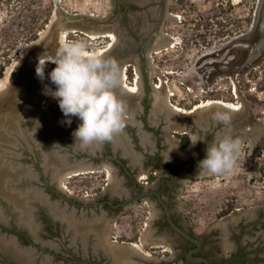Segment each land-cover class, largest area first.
<instances>
[{"label": "flooded vegetation", "instance_id": "obj_1", "mask_svg": "<svg viewBox=\"0 0 264 264\" xmlns=\"http://www.w3.org/2000/svg\"><path fill=\"white\" fill-rule=\"evenodd\" d=\"M254 2L258 15L255 14L251 27L258 32L260 28L264 29V0ZM184 3V0H110V16L114 17L116 29L114 34H118L120 43L129 44V49L134 48L129 65L138 76L139 99L131 102L117 95L128 106L126 124L111 141L99 142V150L89 158L100 165L99 169L87 168L83 173L65 174L63 187L60 181L46 185L49 199L52 200L51 195L60 199L54 212L49 211L48 214L37 209L36 219L40 221L34 231L9 223L8 228L16 236L20 255L16 256V261L3 255L0 264H203L188 258V252L196 245L170 227L166 210L179 228L201 241L200 249L192 253L193 257H205L209 264H264L263 206H260L261 211L258 206L249 208L252 214L246 213L250 215H247L249 220L246 222L239 219L229 222L226 219L217 226H211L212 232L218 236L212 239V248L206 247L205 235H198L188 222L181 198L187 190V182L200 173L205 176L198 165L205 158L207 145L215 140L216 130L194 127L197 129L194 136L203 141L193 145L190 133L173 130L169 126L164 116L165 109L151 112V99L155 98L149 81L153 60L150 54L155 53L152 46L156 40L166 43L173 37L178 38L176 44L186 52L189 45H195L191 36H187L193 23L188 11L182 7ZM173 5L176 14L169 12ZM175 15L179 17L178 32L181 35L170 34L167 30L166 21L170 23L168 18ZM160 34L165 36L162 40ZM262 36V40L257 41V35L254 39L264 50V31ZM244 107L236 111L233 120L249 132L245 138L237 136L241 141H249L248 144L242 142L239 164H244L246 155L250 156L256 176L251 174L249 180L264 179V148L255 153L261 135L259 131L264 128L256 122L250 128L245 126L251 117H247ZM243 146H248L249 151L246 152L247 148ZM23 152L30 155L31 164H35L36 161L32 163L31 159L33 154L26 150ZM258 160H261L259 166ZM105 170L104 184L87 186L82 178L77 180L80 186L76 187L75 180L71 179L87 172ZM95 176L97 180L100 174ZM44 179L48 180L47 177ZM250 233L258 236L253 239L254 247L248 236ZM220 240L223 244L219 248ZM131 243L138 248L130 247ZM119 248H127L131 253L121 254Z\"/></svg>", "mask_w": 264, "mask_h": 264}, {"label": "rangeland", "instance_id": "obj_2", "mask_svg": "<svg viewBox=\"0 0 264 264\" xmlns=\"http://www.w3.org/2000/svg\"><path fill=\"white\" fill-rule=\"evenodd\" d=\"M184 1L182 7L188 11L190 21L193 23L192 30H186L189 33L187 36L189 35V38L191 36L195 45L192 47L189 45L186 52L176 44L178 38L173 37L172 43L167 41L158 52L150 54L153 59L149 74L153 89L150 91L155 94V98L151 99V109L161 111L160 99H157L161 93H165V90L170 102L184 110L192 109L195 104L205 103L211 99L234 103L241 101L243 107L245 105L247 117H251L245 126L250 128L253 122H256L264 128V62H262L264 50H261L262 46H259L254 39L257 35V41L262 40L264 29L260 28L256 32L251 27L255 14L258 15L255 10V0ZM173 7L175 8L174 5L169 7V12L176 14ZM258 7L259 9L261 7L260 1ZM55 11L65 18L62 19L65 21L64 25H75V28L68 31L63 39L85 41L90 51L107 46L110 38L90 37L80 30L81 28L109 29L116 32L113 26L114 17L110 16V0H0V79H7L6 85L0 89V110L5 107L7 101L13 99H15L13 107L16 112L20 108L32 111L38 105L50 110L49 101H57L38 90L40 85L35 71L34 74L31 70L27 71L19 60V54L23 53L24 47L36 50L41 49L39 44L59 43L56 27L58 17L54 16ZM168 19L170 23L166 21V24L169 33L181 35L178 32L179 17L175 15ZM51 28H54L53 31ZM163 31L166 32L165 29ZM116 36L119 37L118 34ZM15 60L19 61L15 62ZM44 62L46 66L43 81L54 89L55 86L51 85L47 74L55 65L50 61ZM130 62H132L130 59L126 61L128 70L125 69V83L133 86L138 76L133 73ZM15 65L20 66V70H17ZM12 79L15 81L14 84ZM160 80L163 81L165 90L155 88ZM140 89L134 93L120 86L115 92L118 96L121 95V98L123 96L122 99L126 96L125 100L128 101L132 96L138 95ZM259 132L261 135L255 147L256 154L264 148V129ZM242 142L249 143L247 140ZM243 147L247 148L246 152L249 151L248 146ZM21 153V163L31 164L30 155L23 151ZM81 157L82 155H79L77 158ZM239 161L238 158L235 170L230 175L205 174L202 177L203 173H200L185 185L187 190L181 199L188 222L198 235H205L207 248H212L214 243L212 239L218 237L216 232H212L211 226H217L220 222L231 220L233 217H237L238 221L246 222L249 220L246 218L247 215L252 214L249 208L258 206L259 211H261L260 206L264 208V179L249 180L251 174L256 176L254 162L250 156L246 155L244 164H239ZM260 162L261 160H258V166ZM105 173L106 170L87 172L73 176L71 179L75 180L76 187L80 186L77 180L82 178L85 179L84 184L87 183V186L104 184ZM99 174L101 178L97 177L96 180L95 175ZM65 180V178L60 180L61 187L65 185ZM43 188L50 195L47 188L45 186ZM50 197L52 201H60L58 197L52 195ZM9 229L7 226V229L2 230L12 234ZM248 236L254 247L253 239L258 236L253 233ZM218 244L217 247L220 248L223 244L222 240Z\"/></svg>", "mask_w": 264, "mask_h": 264}, {"label": "water", "instance_id": "obj_3", "mask_svg": "<svg viewBox=\"0 0 264 264\" xmlns=\"http://www.w3.org/2000/svg\"><path fill=\"white\" fill-rule=\"evenodd\" d=\"M51 29L53 31L54 28ZM45 40L47 41L48 38ZM148 44L150 45V43ZM39 46L44 50L24 47L22 49L23 53L19 54L21 65L27 68V71L31 70L33 74L35 60L41 58L43 61H47L43 59L46 55H56L59 43L55 42L51 45L44 43L39 44ZM110 48L104 57L115 59L119 66L135 53L134 48L129 49L127 43H115ZM22 57L23 59H21ZM20 68V66L16 67L17 70H20ZM35 87L38 88L39 86ZM139 95L132 96L131 102L135 99L138 101ZM13 102L11 100L7 101L5 107L0 110V226L2 225L0 227V257L5 255L16 261V256L11 252L13 245L17 249L16 236L4 232L3 227L6 229L9 223H15L34 231L39 223L35 211L43 209L49 214V211L54 212L56 207L59 206L58 201L49 199V195L43 187H46L49 182L58 183L63 178L62 176L65 174L70 175L74 168L86 167L93 170L99 169L100 165L89 160L99 150V141L87 146H81L79 141L75 142L73 132L80 121L77 117H72L71 124L66 123L67 118L59 108L58 101H49L50 110H45L42 105H38L32 111L20 108L17 112L13 107ZM155 105L157 104L155 103ZM160 106L161 111L166 110L165 119L173 130L181 132L187 130L185 132L192 133L194 136L195 130H197L194 127L205 128V130L212 128L216 130L215 140L224 135L245 137L249 134L233 122L236 110L207 106L196 113L181 114L172 111L164 103ZM154 110L151 109V112L153 113ZM217 110L231 111L232 122L229 127L220 125L212 119L213 113ZM60 145L68 147H61ZM23 150L33 154L31 159H33L32 163L36 161L35 164L25 165L21 163V151ZM79 155H82V157L77 158ZM44 177H47L48 180H45ZM166 214L170 227L196 245L188 252V258L193 262L209 264L208 259L205 257L192 256V253L200 249L201 241L179 228L172 221L167 210ZM236 219L237 217H233L229 222ZM119 251H121V254L126 255L131 253V250L127 248H119Z\"/></svg>", "mask_w": 264, "mask_h": 264}, {"label": "clouds", "instance_id": "obj_4", "mask_svg": "<svg viewBox=\"0 0 264 264\" xmlns=\"http://www.w3.org/2000/svg\"><path fill=\"white\" fill-rule=\"evenodd\" d=\"M51 63L55 67L47 74V79L55 87L45 85L42 91L58 101L67 118L66 123L70 125L72 117L79 119L80 123L73 132L75 142L87 146L96 141H111L115 134L123 130L127 119L126 104L115 92L123 84L118 62L105 58L98 51H90L85 41L61 38ZM45 66L40 58L36 76L41 81L45 79ZM212 119L229 127L232 114L229 110H217ZM198 141L203 140L193 136L192 144ZM241 152L242 141L238 137L224 135L207 145L205 158L199 161V170L213 176L230 175Z\"/></svg>", "mask_w": 264, "mask_h": 264}, {"label": "bare ground", "instance_id": "obj_5", "mask_svg": "<svg viewBox=\"0 0 264 264\" xmlns=\"http://www.w3.org/2000/svg\"><path fill=\"white\" fill-rule=\"evenodd\" d=\"M57 15V20H56V23H57V36H58V40L60 42V39L61 38H65V35L67 34L68 31L72 30L75 28V25H71V24H67V25H64V22L62 19H65L62 15H60L59 13L56 14V11L54 13V16ZM77 28V27H76ZM82 30L85 34H87L88 36L90 37H97V36H104V37H109L110 38V43L107 44V46L103 47V48H100L96 51H98L102 56L105 55V53H107L109 51V49H111L110 47H112V45H114V43H116L115 41L117 40V36H115L114 32L112 30H104V29H99V30H103V31H99V30H94V29H80ZM158 37V36H157ZM160 39L162 40L165 36L161 35L160 34ZM158 39V38H157ZM168 41V39H167ZM172 43V39L168 41V43ZM164 45V42L160 41V40H156L155 44L152 46L154 51L155 52H158L161 47ZM171 45V44H170ZM55 56L56 55H46L43 59H46L47 61H50V62H53L54 59H55ZM40 58H37L34 62V71L36 73V67H37V64H38V60ZM19 60H15V62H18ZM126 65V62L125 63H122L120 68L122 70V74H123V84H122V88L127 90V91H130V92H136L137 89L139 88L138 86V80H136L135 82V86H129L125 83V80H126V74H125V67ZM17 66V65H15ZM23 73V72H22ZM36 76V74H35ZM37 77V76H36ZM38 79V78H37ZM137 79V78H136ZM7 82V79L3 78V79H0V89H2L4 87V85H6L5 83ZM38 82H39V85H40V88L38 90L42 91L44 86L47 85L44 81H41L40 79H38ZM155 88L157 89H161L163 88V81L160 80L159 84H156L155 85ZM164 89V88H163ZM139 90V89H138ZM165 90V89H164ZM236 91V90H235ZM121 92V91H120ZM122 93V92H121ZM161 96H158L159 98L157 100H159L160 102V105L164 103V105H166L169 109H171L172 111L176 112V113H196L197 111H199L200 109H202L203 107H211V106H218V107H222V108H225V109H229V110H236V111H240L243 109V103H234V102H229V101H224V100H220V99H211V100H207L205 101V103H198V104H195L194 107H192V109H189L188 111L187 110H184L183 108H179L178 106H175L174 104H172L169 100V96H168V93L166 92L165 90V93H161L160 94ZM50 96V95H49ZM51 97V96H50ZM126 97V96H125ZM15 100V99H13ZM11 100V101H13ZM50 104V103H49ZM228 105H231L232 107L231 108H228L227 106ZM50 106V105H49ZM183 132L187 131V130H182ZM190 135L193 137V134L190 133ZM87 168H81V167H78L76 169H73L71 171L70 174H77V173H83ZM108 170V175H110V170L109 168L107 169ZM64 178V176H62ZM62 178V179H63ZM109 178V177H108ZM60 179V180H62ZM61 182V181H60ZM56 213H58L59 211H55ZM130 247H133V249H136L138 248V246L136 244H129ZM11 252L13 255L15 256H19L20 253L17 251V249H15L14 245L12 246V249H11ZM121 255V254H120Z\"/></svg>", "mask_w": 264, "mask_h": 264}, {"label": "snow or ice", "instance_id": "obj_6", "mask_svg": "<svg viewBox=\"0 0 264 264\" xmlns=\"http://www.w3.org/2000/svg\"><path fill=\"white\" fill-rule=\"evenodd\" d=\"M228 107H230V108H231L232 106H231V105H228Z\"/></svg>", "mask_w": 264, "mask_h": 264}]
</instances>
